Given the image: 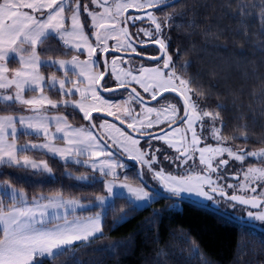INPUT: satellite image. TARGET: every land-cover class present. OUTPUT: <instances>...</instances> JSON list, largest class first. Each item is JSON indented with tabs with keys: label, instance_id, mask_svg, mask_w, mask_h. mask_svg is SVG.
I'll return each mask as SVG.
<instances>
[{
	"label": "snow or ice",
	"instance_id": "snow-or-ice-1",
	"mask_svg": "<svg viewBox=\"0 0 264 264\" xmlns=\"http://www.w3.org/2000/svg\"><path fill=\"white\" fill-rule=\"evenodd\" d=\"M91 4L101 11H92L82 0H0V90L5 93L0 95V101H14L32 112L33 115L29 117L20 115L19 125L23 129L31 130L37 138L42 134L44 140L43 143L20 145L18 148L16 117L0 115V168L22 166L51 173L52 169L46 161L37 162L26 154L30 149L45 150L62 160L77 164L81 163L80 158H85L83 162L86 167H90L93 172L98 171L103 177L112 178L106 179L104 183L109 196L96 197L99 205L106 206L105 217L113 208L109 198L122 195L113 191L115 187L127 189L135 201L154 200L155 196L150 191H145L144 187L115 183L118 179L116 169L125 166L110 159L113 153L105 151L99 143L103 137L94 135L84 127L73 128L63 114H48L49 109H55L58 113L62 108L78 109L83 114V119L89 121L91 127H96L92 123L93 113H101L119 120L120 124L130 130L126 133L115 124L101 122V129H110L116 133L113 135L112 131L106 132L107 140L112 141L107 147L115 145L127 154L129 160H135L142 167L146 166L149 172L153 173V179L159 181L169 193H194L207 200H213L211 193H216L236 204L257 209L256 212H248L249 219L264 222V191L248 197L228 195L224 188L212 179L211 174L228 168L230 160L243 164L246 157H256L264 164V148L246 152L243 148L234 151L231 147L223 146L229 137L222 134L221 127H216L217 121L223 125L220 111L202 109L193 99V94L203 96L204 93L193 86L191 79L177 73L173 57L169 54L167 40L170 37L164 34V29L171 27L169 21L172 16H167L161 22L154 11L174 7L175 3H169L168 0H91ZM130 9L140 14L125 15ZM81 10L91 18L90 27L94 30L91 36L86 32V20H82ZM260 16L264 18V6L261 7ZM142 20H147L154 26V30L138 28L137 31L142 32L150 43L158 46L159 55L146 56V59L156 61V65L118 70L117 61L113 59L111 78L115 80V84L109 85L107 61L103 69H99V55L124 48H131L137 56L145 55L132 47L133 40L127 26L128 21L135 24L136 21ZM261 22L264 25V19ZM50 38H55L63 50L57 53L51 48H45L41 51V47ZM110 39L116 40L117 44L109 45ZM140 43L144 46L145 42ZM84 54L87 58L81 60L80 56ZM10 55L18 57L19 66L15 69L8 66ZM67 55L71 58H61ZM44 68L50 69L47 75L42 71ZM134 72L138 74H133ZM132 85H138L143 92ZM129 88V99L123 101L122 110L120 104L103 96L104 92ZM9 89L13 90L11 94H8ZM26 93L32 95L28 97ZM52 93H55V96ZM143 93H147L151 101H156L161 106L146 107ZM166 93L174 94L171 98L173 100L176 97L179 99L174 103H165L170 100ZM133 102L139 104L141 109L136 115H133L131 107ZM181 102L182 109L179 107ZM152 114H155V119L151 118ZM206 120L211 123L210 135L217 142L216 146H200L203 137L197 131V125L203 131L207 127ZM178 124L181 126L174 127ZM160 125H167L170 131L160 128L163 135L143 131ZM53 126L54 132L51 131ZM133 132L167 144L178 155H165L164 158L174 164L178 161L177 166L186 165L189 160L196 159L195 154L198 153L199 163L204 166L203 171L173 175L166 174L163 168L156 170L153 166L158 162L157 153L162 150L156 148L150 152L139 147L140 140L132 137ZM24 134L28 135V132L25 131ZM61 143L63 146H58ZM146 143L149 149L153 148L151 140ZM225 154L228 159L217 160ZM100 157L106 159L100 160ZM242 175L244 181L240 185L241 191L257 193L258 186H264V166H249ZM76 179L89 181V176L80 175ZM228 187L235 186L229 184ZM0 194L3 197L0 198V264H43L45 257L54 261L77 242L87 244L90 238L103 232L101 212L72 219H69L68 215H59L56 211L58 209H71L74 213L77 208L84 207L77 199H64L60 192L47 198L34 197L29 204L26 193L23 190L17 192L13 179L4 174V178L0 180ZM5 199L9 201L7 206ZM126 203H129L133 211L142 206L131 201ZM60 220H63V223H58ZM124 222L126 213L120 216L114 227H119ZM202 260L204 264H209L206 257H202Z\"/></svg>",
	"mask_w": 264,
	"mask_h": 264
},
{
	"label": "trees",
	"instance_id": "trees-1",
	"mask_svg": "<svg viewBox=\"0 0 264 264\" xmlns=\"http://www.w3.org/2000/svg\"><path fill=\"white\" fill-rule=\"evenodd\" d=\"M262 6L264 0H180L169 9V51L177 73L204 93L193 94L202 109L220 111L226 141L246 152L264 148ZM13 106L0 103V113L13 112ZM62 111L70 123L84 122L74 109ZM20 134L19 143L34 138ZM26 154L45 160L52 175L3 167L0 180L7 174L28 198L60 192L87 200L102 194V181L76 179L91 173L85 166L40 151ZM66 170L74 175H66ZM126 201L115 198L102 218L103 232L89 243L77 242L54 261L43 258V264H204L202 257L209 264H264V233L256 229L188 202L158 197L133 211ZM125 213L126 222L114 227Z\"/></svg>",
	"mask_w": 264,
	"mask_h": 264
},
{
	"label": "rangeland",
	"instance_id": "rangeland-1",
	"mask_svg": "<svg viewBox=\"0 0 264 264\" xmlns=\"http://www.w3.org/2000/svg\"><path fill=\"white\" fill-rule=\"evenodd\" d=\"M82 3L83 4H88L92 11H101V9H98V8L95 7V5L91 4V0L82 1ZM81 16H82V20L83 19L86 20V32H87V34H89L91 36L92 32L94 31L90 27L91 18L87 17V14L83 13V10H81ZM92 42L93 43L95 42L94 41V37H92ZM108 44L109 45H115V44H117V41L114 40V39H110V40H108ZM45 48H51L53 50V52H57V53L63 50L62 45L58 46V41L55 38H50L49 40H47L45 45H43L40 50L44 51ZM127 50H128L127 48H124V49H121L119 52H127ZM63 57L65 59H70L71 58V56H68V57L63 56ZM63 57H61V58H63ZM42 58L46 59L47 57H42ZM86 58H87L86 54L80 56L81 60L86 59ZM94 59H97V58L94 57ZM113 59H116V61H117L118 70L119 69H125V70L138 69L142 65L143 66H148V67L155 66V65H152V64H146L144 61L136 59L134 57H125V56H121V55H118V54H109L108 57H107V65H108V70H109V77H108L109 85H114L115 84V80L113 78H111V66H112V60ZM101 60H102V54H100L99 58L97 59V65H98L99 69H100V62H102ZM136 64H138V66L135 67ZM8 66H9L10 69L17 68L19 66L18 57H15V55H10L9 61H8ZM42 71L44 72L45 75H47L49 73L50 69L49 68H44V69H42ZM10 74L11 73H9V75ZM133 74H138V73L134 72ZM59 75H62V73H59ZM132 87H136V88L139 89L138 85H132ZM139 90L141 92H143L142 89H139ZM12 91H13L12 89H9L8 90V94H11ZM129 93H130L129 91L123 90V91L115 92V93H112V94H107V95L103 94V96L105 98H107L111 102H114L116 104H120L121 105V110H122L123 109V101L129 99ZM2 94H5L4 90H0V95H2ZM143 94H144L146 99L147 98H151L147 93H143ZM31 95H32V93H26V96H28V97H30ZM167 96L170 97V100L169 101H165V103H168V102H173L174 103L175 102V100L171 99L172 98L171 95L167 94ZM56 98H58V97H56ZM78 98L79 97L77 96V99ZM0 103H2L4 105L5 104L6 105H14L12 108L14 109L15 112L13 111V112H8V113H0V115H13L14 117H16L17 137L18 138L20 137V135H21L20 133H22V135H25L24 134L25 131L28 132V135H31L32 137H34V138H30V139L29 138H24V141L21 142V143H19L17 141L18 148H19L20 145H28V144H31V143H43L44 142L42 134L40 135L39 138H37L36 134L32 133L31 130L23 129L19 125V122H18L19 116L23 115L25 117H29V116L33 115L32 112L28 111L25 106L19 105V104H17L14 101L7 102V103H5L3 101H0ZM160 106L161 105L158 104L157 102L153 103V104H146V107L159 108ZM131 107L133 108V115H136L137 113H139L141 111L139 104H137L135 102H133ZM179 107H180V105H179ZM68 109L69 108H67V109H63L62 108L60 111H62V110L66 111ZM74 110L79 112L78 109H74ZM113 111H115V109H113ZM48 114L49 115L63 114V115L66 116V113L64 111L58 113L57 110H55V109H49V113ZM79 114L83 118V114L80 113V112H79ZM151 118L155 119V114H152ZM103 121H107L109 124H115L116 127L120 128L122 131H125V130L121 126H119L117 123H115V122H113L111 120H107V119L102 118V117H94L93 123L96 125L100 135L103 137L105 142L107 141L106 142L107 144H111L112 141L111 140H107L106 132L112 131L113 135H116V133L113 130H110V129H101L99 127V125ZM68 123L71 124L73 128L84 127L85 129H89V130L92 131L89 121L84 120V122H82L81 124L74 125V124L70 123L69 120H68ZM205 123L207 124V127L204 128L203 131H201L199 125H197V131L203 137V143L200 146L203 147V146L208 145V144H211L212 146H216L217 142L215 140H213L211 138V135H210V133H211V123L208 122L207 120L205 121ZM177 126H181V125H177ZM166 127H167V125H160V126L153 127L152 129H144L143 131L144 132H154V133H156V132L160 131V128H164L165 129ZM216 127H220V124H219L218 121L216 122ZM51 131H53V132L55 131L54 126L51 128ZM167 131H170V129L167 130ZM125 132L127 133V131H125ZM92 133H93V131H92ZM163 134L164 133L159 134V135H163ZM25 136H27V135H25ZM132 137L134 139H139L140 140L139 147L147 149L150 152L154 151L156 148H159V149L162 150L160 153H157L158 162H157V164H155L153 166L156 170H159V169L163 168L165 170L166 174L167 173H171L173 175H186L188 173L202 172L203 171V167L204 166L200 165V163H199V159H198V155L199 154L198 153L195 154L196 157H197L196 159L189 160L186 165L177 166L178 163H179L178 161H177V163L174 164V163L170 162V160H166L164 158L165 155H167L169 157H176L178 154L172 148L168 147V145L165 144L163 141L158 140V139H153L151 137L150 138H146V139L137 138V137H134L133 135H132ZM189 137H190V134H189ZM148 140H151V143L153 145V148H151V149L148 148V144L146 143V141H148ZM99 143L101 144V146L104 147L105 151L111 152L100 140H99ZM58 146L62 147L63 144L62 143L58 144ZM223 146L231 147L234 151L238 150L237 148H235L232 145H230L227 141L224 143ZM112 148L116 152H118L122 157L127 158V154L124 153L119 147L113 145ZM30 150H32V151H40V152L45 153L47 155H50L52 157L58 158L61 161L74 163L72 161L62 160L59 156H54L53 154L48 153L45 150H40V149H30ZM29 156L32 159H34L35 161H37V162L45 161L43 159L42 160L41 159L37 160L32 155H29ZM80 159H81V163H79V164L85 166V164L83 162V160L85 158H80ZM104 159H106V158L105 157H100V160H104ZM110 159L116 160V161H118L119 163H121V164H123L125 166L124 168H117L116 169V173H117L118 179L115 181V183H117V184H119V183H128V184L132 185L133 187H144L145 191H150L144 185H142V184L140 185L139 183H137L136 178H135L137 176V172H136V170H134V167L131 165V163L125 162V161H121L120 158L115 157L114 155L112 157H110ZM181 159H183V158H181ZM219 159H228V157L225 154L223 157H218L217 158V160H219ZM249 166L261 167V166H264V164H262L260 158H256V157H246V159H245L243 164H241L240 162H237L235 160H230L228 168L221 169L219 173H212L211 174L212 175V179L216 181L217 185L222 186L224 188V190L228 193V195L236 194V195L244 196V197H248V196H252V195H258L260 191H264V186H258L257 193H251V192H248V191H241L240 190V185L244 181L242 172L244 170H246ZM86 168H88V170L91 173L90 174H83V175H88L89 176V181H83V182H91L92 179L93 180H97V181H102V183H103L102 184V186H103L102 194L96 195L95 197L87 199V200H83L81 198H71V197H64L63 196L64 199H77V200H79L81 202V204L84 205V207L77 208L74 213L71 211V209H68L67 211H65L64 209H58L56 211L58 212L59 215H61V216L68 215L69 219H72L74 217L93 216L97 212H101L102 218H103V216H104V207H106V206L99 205L97 203V201H96V197L97 196H104V197H108L109 196L108 192L105 190L104 183H105L106 179L110 180L112 178L111 177H103V176L100 175V173L98 171L97 172H93L90 167H86ZM27 169H30L32 171H36V170H34L32 168H27ZM40 171H43V170H40ZM45 173H47L48 175H52V172L51 173L45 172ZM142 173H143L144 179L147 181L148 184H150L151 186L157 188L158 190H160L161 192H163L165 194L172 195L171 193H169L162 186V184L159 181L153 179V173L149 172V170H148V168L146 166L143 167ZM66 175H74V174L70 170H66ZM233 177H238V178L234 179ZM127 178H130V182L127 180ZM229 184H232L235 187L234 188H229L228 187ZM15 188L17 189V192L22 190V189H19L17 187H15ZM113 191L122 193V195L120 197H124L127 201H131L133 204L142 205L140 208H144V207L148 206L151 202H153L156 199V195L154 193H152L151 191H150V193L153 196H155V199L154 200L153 199H149L148 201H135V198L132 197L128 193L127 189L115 187L113 189ZM211 195L214 197L213 200H207V199H205L203 197H199V196L195 195L194 193H188V192H184V193H180L179 195H172V196L180 197V198H183V199H187L189 201H192V202H195V203H198V204L211 206V207H213V208H215L217 210H220L224 214L231 215L232 218L237 220V221L245 222V223H253V224H256V225L261 226V227L264 228V222L256 221V220H253V219H249L248 212L249 211L256 212L255 210H249V209H246V208H242L243 211H237L236 210L237 206L235 204H233L232 202L227 201V200H223L220 197H217L216 195H213V194H211ZM41 196L47 198V197H50L52 195H38V196H36V198H39ZM0 198H3L2 194H0ZM33 198L34 197L28 198V196H27L29 204H31V201L33 200ZM115 198H116L115 196L110 197L109 198V202L113 204ZM4 203H5V206H7L8 205V200L5 199ZM87 212H90V213H87ZM58 223H63V220L58 221ZM49 227H51V224H49ZM99 234L100 233H98L97 235H99Z\"/></svg>",
	"mask_w": 264,
	"mask_h": 264
},
{
	"label": "water",
	"instance_id": "water-1",
	"mask_svg": "<svg viewBox=\"0 0 264 264\" xmlns=\"http://www.w3.org/2000/svg\"><path fill=\"white\" fill-rule=\"evenodd\" d=\"M178 1H179V0H172V1L169 2V3H173V2L176 3V2H178ZM129 13H136V12H135L134 10H131V9H130L129 12L126 13L125 15H128ZM127 26H128V25H127ZM109 54H118V55L125 56V57L136 56L135 54H132V53H125V52H119V51H116V52L109 51V52L106 53V54H102V60H101V61H102V65H103V66H104L105 62L107 61V56H108ZM107 66H108V65H107ZM108 72H109V70H108ZM123 90H125V89H118L116 92L123 91ZM126 91L131 92V88H129V89L126 90ZM112 93H115V92H104L103 94H106V95H107V94H112ZM166 94H172V93H166ZM166 94H165V95H166ZM173 95H174V94H173ZM148 101H151V100H146V104H153V103H156V101H151L150 103H147ZM182 105H183V104H182ZM95 116H97V117H102V118H105V119H107V120H111V121L117 123L119 126H121L125 131H127V132L130 131V130L126 129L125 125L120 124V123H119V120H115V119H113V117H111V116H104V115L101 114V113H96V112H94V113H93V117H95ZM92 123H93V121H92ZM90 125H91V124H90ZM178 125H179V124H178ZM175 126H177V125H174V127H175ZM91 129H92V131H93V133H94L95 135H97L98 137H102V136L100 135V133H99L97 127H91ZM165 130H169V129L166 127ZM156 133H158V134H162L163 132L158 131V132H156ZM131 135H133L134 137H137V138H143V139L150 138V137L147 136V135H138V134L135 133V132L131 133ZM100 141H101V142L107 147V143L105 142V140H104L103 138H101ZM107 148H108V149H109L114 155H116L118 158H120L122 161L132 163V164L137 168V177H138L139 181L141 182V184L144 185V186H145L148 190H150L152 193H154L157 197H163V198H168V199H174V200H177V201H179V202H188V203H191V204H193V205H195V206H198V207H201V208L208 209V210H210V211H213V212H215V213H217V214L222 215V216L225 217V218H228V219L233 220V221H235V222H237V223H240V224H242V225L248 226V227H250V228L256 229V230H258V231L264 233V228L261 227V226H258V225H256V224H253V223H245V222L237 221V220H235V219H233V218H231V217H229V216H227V215H224V214L221 213L220 211H218V210H216V209H214V208H212V207H210V206H208V205L198 204V203H195V202L189 201V200H187V199H183V198H180V197H175V196L168 195V194H165V193L161 192V191L158 190L157 188H155V187H153V186H151L150 184L147 183V181H146V180L144 179V177H143L142 167H141L140 164H138L135 160H129V159H127V158L122 157V156H121L118 152H116L112 147H110V148L107 147ZM211 194L216 195L217 197H220V198H222L223 200H227V199H225L224 197H221V196L217 195L216 193H211ZM227 201H230V200H227ZM230 202H232L233 204H235V205H237V206H240V207H244V208L250 209L249 207H247V206H245V205L236 204V203H234L233 201H230ZM254 210H257V209H254Z\"/></svg>",
	"mask_w": 264,
	"mask_h": 264
},
{
	"label": "flooded vegetation",
	"instance_id": "flooded-vegetation-1",
	"mask_svg": "<svg viewBox=\"0 0 264 264\" xmlns=\"http://www.w3.org/2000/svg\"><path fill=\"white\" fill-rule=\"evenodd\" d=\"M82 1H85V0H82ZM88 1V0H86ZM172 0H168V2H171ZM180 1V0H179ZM178 1V2H179ZM177 3V2H176ZM175 3V4H176ZM171 7H168V8H165L163 11L159 10V9H155L154 11H156L157 15H158V18L161 20V22L164 21V19L167 17V16H172L171 15V11L169 10ZM84 13V12H83ZM137 14H140V13H129L128 15H137ZM84 20V19H83ZM171 22L172 20L169 21L170 25H171ZM123 26V25H122ZM138 28H145V29H153L154 30V26H152L147 20H142V21H136L135 24H133L131 21H128V31H129V35L130 37L132 38L133 40V45L132 47L136 49L137 52H141V53H144L145 55H142V56H132L136 59H139V60H142L144 61L146 64H152V65H156V61H153V60H148L146 59V56L147 55H159V48L158 46H156L155 44L153 43H150L148 41V38L144 37L143 36V33L142 32H138L137 29ZM170 30H171V27H166L164 29V34L165 36L169 37L170 36ZM140 41H144V46H141V43ZM167 43L169 45V39L167 40ZM127 52L125 53H132V54H135L132 52V49L131 48H127ZM169 54L171 55L170 51H169ZM70 55H67L65 57H68ZM108 57V56H107ZM64 58V57H63ZM138 66V64L135 65V67ZM100 69L102 70L103 69V65H102V62H100ZM140 91V90H139ZM141 92V91H140ZM167 95V94H166ZM171 95L172 97L174 96L173 94H169ZM146 99V98H145ZM179 98L176 97L175 100H178ZM146 100H151V98H147ZM180 107L181 109L183 108V105H182V102L180 103ZM136 168V167H134ZM136 172H137V168H136ZM243 207H240V206H237V211H243L242 209ZM249 210H254V209H249ZM256 211V210H255Z\"/></svg>",
	"mask_w": 264,
	"mask_h": 264
}]
</instances>
